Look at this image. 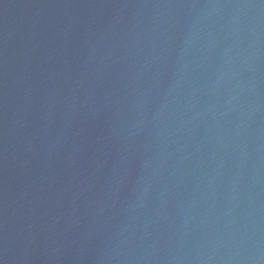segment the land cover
Returning a JSON list of instances; mask_svg holds the SVG:
<instances>
[{
  "label": "water",
  "instance_id": "obj_1",
  "mask_svg": "<svg viewBox=\"0 0 264 264\" xmlns=\"http://www.w3.org/2000/svg\"><path fill=\"white\" fill-rule=\"evenodd\" d=\"M0 264H264V0H0Z\"/></svg>",
  "mask_w": 264,
  "mask_h": 264
}]
</instances>
